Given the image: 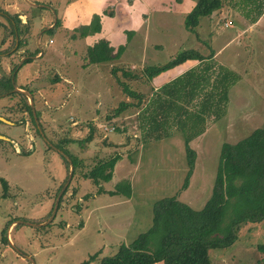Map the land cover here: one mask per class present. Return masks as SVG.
Returning <instances> with one entry per match:
<instances>
[{
  "label": "rangeland",
  "instance_id": "obj_1",
  "mask_svg": "<svg viewBox=\"0 0 264 264\" xmlns=\"http://www.w3.org/2000/svg\"><path fill=\"white\" fill-rule=\"evenodd\" d=\"M29 1L38 4L0 0L1 10H12L16 4L28 15L25 49L20 53L13 49L6 55L0 53V75L15 66L17 73H11V80L31 92L35 113L33 116L25 109L21 95L0 93V178L7 182L4 195L0 182V264H81L97 252L95 259L87 263L96 264L101 256L114 252L119 243L130 241L147 228L152 204L158 198L180 190V200L200 208L211 191L220 144L236 141L264 120V0H221L223 10H213L207 29L200 25L204 18L201 16L193 31L183 25L186 12L173 11L167 0H147L151 5L144 4L145 0ZM103 1L104 7L120 4L127 12L136 7L134 30L120 59L85 63L83 40L78 35L71 36L70 28L63 34L59 10L71 2L76 4L71 6L72 12L80 4L98 12ZM141 9L147 12L145 20ZM257 12L261 16L253 22ZM55 18L57 23L47 30L45 24ZM0 21L5 26L11 22L5 14ZM1 22L0 36L4 27ZM113 25L111 22L110 30ZM122 36L123 41L114 45L125 42L124 32ZM185 47L201 52L218 49L217 61L233 69L237 79L227 90L224 114L216 120L208 118L201 134L188 141L194 162L186 187L180 189L187 161L179 130L169 129L165 136L144 141L137 106H128L111 118L106 116L112 114L120 100H135L123 94L117 80L128 78L119 71L111 72L109 61L136 71L146 64L163 63ZM19 54L31 60L21 63ZM60 72H65L68 79H54ZM35 77L40 83L33 87L30 84ZM54 82V93L45 89ZM145 82L142 77L128 80L131 87L144 91L147 97ZM37 88L41 95L53 94L54 98L43 103ZM111 126H124L126 131H115ZM90 129L91 140L79 141ZM58 143L79 161L51 215L55 196L69 170L59 156L55 146ZM114 153H119L120 158L109 180L95 184L83 175L98 159ZM121 179L129 183L128 197L97 192L98 185L111 189ZM229 212L230 207L225 220ZM5 225L3 241L1 229ZM263 242L264 218L241 224L232 243L211 247L208 255L211 264H263L255 248Z\"/></svg>",
  "mask_w": 264,
  "mask_h": 264
},
{
  "label": "trees",
  "instance_id": "obj_2",
  "mask_svg": "<svg viewBox=\"0 0 264 264\" xmlns=\"http://www.w3.org/2000/svg\"><path fill=\"white\" fill-rule=\"evenodd\" d=\"M220 5L221 0H194V5L184 15V27L193 31L201 16L210 14ZM101 13L112 16L114 11L111 7H105L99 13H92L87 23L72 28L71 36L83 37L99 31ZM12 17L14 21H18L16 14H12ZM124 33L128 39L132 31L124 29ZM21 43L22 38H17L15 49ZM123 49L124 44H118L114 49L105 39L100 38L86 47L85 58L89 63L106 61L117 58ZM185 59L201 60L204 56L194 48H182L163 63L143 66L142 74L150 79ZM29 60L26 57L21 63ZM14 67L10 68L9 73L0 75V93L19 94L24 97V107L31 114V107L24 94L13 90L11 73L14 74ZM117 69L119 68L116 66L110 68L114 73ZM120 71L124 77L134 76L123 68ZM213 71L212 78L209 73L195 75L193 71H185L183 75L161 84L147 97L144 92L134 90L125 81L118 79L123 94L135 100H120L112 114L106 116L111 118L128 106H137L140 113L138 127L144 141L165 136L169 129L179 130L183 135L187 161V171L180 189L186 187L194 162V151L188 146V141L204 130L208 118L216 120L224 114L227 90L237 79L236 74L223 65H218ZM110 128L126 131L124 126ZM89 131L79 141L91 140V129ZM64 141H74V138H64ZM55 146L69 157L73 168L77 166L79 158L60 143ZM59 156L68 166L67 158L61 153ZM119 158V153L100 158L83 175L95 184L107 181L111 178L113 166ZM0 182L4 195L7 182L2 178ZM100 191L108 194L121 193L126 197L130 194L129 183L124 179L115 182L111 189L104 190L98 185L97 192ZM177 193L155 200L147 228L138 232L130 241L119 243L114 252L101 256L96 264H211L209 248L228 246L236 238L241 224L264 218V120L236 141H223L220 144L211 191L200 208L195 209L180 200ZM229 207L230 212L225 220L224 214ZM10 222L11 220L7 225ZM5 227L6 225L1 229L3 241ZM255 248L261 253L260 258L264 264V242L256 244ZM96 253L90 254L81 264L93 261Z\"/></svg>",
  "mask_w": 264,
  "mask_h": 264
},
{
  "label": "crops",
  "instance_id": "obj_3",
  "mask_svg": "<svg viewBox=\"0 0 264 264\" xmlns=\"http://www.w3.org/2000/svg\"><path fill=\"white\" fill-rule=\"evenodd\" d=\"M27 1L32 6H35V5L38 4V3H35L33 1H29V0H27ZM156 1L160 2V3H164V0H155V2ZM144 4L151 5V4H149V2L147 0L144 1ZM39 5L41 6V4H39ZM74 5L76 6L75 3L71 4V2H70L67 5H64L61 8V10H59L60 11L59 25H61L62 26L61 29H63L65 31L63 34L69 32L68 31L69 28L71 29L70 33H72L73 32V29H72L73 27H75V26H77L79 24H82V23H87L89 21L90 17H91V14L94 13L93 10H88V9H86L85 6H82L81 4L79 5L81 7H77L72 12L71 11V6H74ZM167 5L169 7H172L173 11H182V12L185 13V12H188L191 9V7L194 5V0H167ZM100 6L101 7L99 8V11L97 13L101 12V10L105 8L104 7V1L101 3ZM110 7L113 9L114 14L112 16H109V15H106V14H102V13L100 14V29H99V31L94 32L92 34L85 35L83 37H80L83 40V44H84L82 50H83V57L85 59V63H87L86 58H85L86 47L88 45H92L98 39H100V38L105 39L108 42V45L112 46L114 49L116 48V46L118 44H124L123 51L125 50V43L127 42V40L130 39V37L128 39H126V35H125V42L118 43L117 45H114V43L116 41H118V42H122L123 41L122 34L124 32V29L131 30L133 32L134 28L132 27V21H135L136 7L132 8V10H130L129 12H127L124 9H122V6L120 4L115 5V6L112 4ZM106 8H109V7H106ZM218 9H219V11H221V10H223V7H221V5H220V8H217L214 11L218 12ZM3 11H5V13H3ZM212 12L210 14H208V15L202 16L204 18L200 22V25H203L205 27V29H207V27H208V25L210 23V18L209 17L212 14ZM140 13H141V16L143 17L142 20H145L146 16H147V12H145V10L141 9ZM4 14H5V17H7L11 22H10V25H6L5 26L4 23L0 21L3 24V26H4L3 30L1 32V36H0V50H1L0 53L6 55V53H10L9 51L11 49L16 51L17 53H20V52H22L25 49L26 41H25L24 37L29 32V29H28V27L26 25L28 23V15L21 8H19L16 4L13 6L12 10H8L6 8H2V10L0 11V18H2V16H4ZM12 14H16V17L18 18V21H14V19L12 17ZM260 16H261L260 13L259 14L256 13L255 19H254L253 22L257 21ZM202 17H200V19ZM200 19L198 20V23H199ZM56 20H57L56 18L52 19L47 24H45L44 27L46 29L49 28V27L53 28L55 26V24L57 23ZM111 22H113V24H114L112 26V30L109 29V26H110ZM126 23L129 25V27H128V25L127 26L125 25ZM224 24H226V23L224 22ZM21 27H22V29H21ZM11 30H13V32H11ZM185 31H187V30H185ZM117 37H119V38L117 39ZM17 38H19V39L22 38V43H21V45H20V47L18 49H15V47L17 45ZM71 38H73L74 40H78L77 37H71ZM197 38H199L198 35H197ZM199 39H203V38H199ZM48 40H51V38L49 37L47 39V41ZM9 45H11V47L6 49ZM154 45H159V44L154 43ZM185 48H189V47H185ZM190 48H193V47H190ZM194 49L198 50L204 56V59H201V60H199V59H185L184 61H182V62H180L178 64H175L172 67H169V68H167L165 70L160 71L156 75L152 76L150 79H146L143 76V74H142V68L145 65L140 67L138 70L133 71V70L127 68V67L118 66V65L115 64L114 61L120 59L121 55L123 54V51L120 53V55L117 58H115L114 61H109L110 63L108 64V66H111V67L112 66H116L117 68H119V69H117V71H119V72H121L120 68H123L125 70L130 71L132 74H134V76L126 77L128 79H124L123 80L128 85H129L128 80H132L133 81L136 77H142L146 81L145 84L148 85V92L150 94L154 89L158 88L161 84L169 81L170 79H172V78H174L176 76H179L181 74L183 75V73L185 71L186 72L187 71H193V73H195V75L200 74V73H203V74L206 75V73L207 74L209 73L210 76H213L214 75L213 74V72H214L213 69H216L218 65H223V64L219 63L217 61V59H216V55H217L218 49L209 48V50L205 51V52H201V50H199L197 48H194ZM19 57H22L21 60H23L24 58L29 57V56H27L26 54H19ZM111 60H113V59H111ZM93 63H96V62H93ZM157 64H160V63H157ZM146 65H152V64H146ZM227 68H229V67H227ZM229 69H231V68H229ZM15 71L17 73V70H15ZM64 73L65 72H60L58 74L56 73L58 76L55 75L54 79H59L58 82H60V79H62V78L64 79L65 77H67L66 75H64ZM4 74H6V73H4ZM66 79H68V77ZM56 82L52 83L49 86V89L48 88H45V89L46 90H51V92L54 93L53 90H54V86L56 85ZM37 83H40V82H39V79L37 77H35V79L31 81L30 85L35 87V85H37ZM14 86L18 87V88H23V87H21V86H23L22 83H19V84L14 83ZM131 88L134 89V90H137V89H135L133 87H131ZM137 91L144 92V91H141V90H137ZM39 93L41 95L40 89L37 88L36 89V94L38 95ZM41 96H43V94ZM43 97H44L43 103H49V100H52L54 98V95L53 94H48L47 96H43ZM196 99H197V97L195 98V100ZM207 121L208 120H206V122ZM133 136H135V134H133Z\"/></svg>",
  "mask_w": 264,
  "mask_h": 264
},
{
  "label": "water",
  "instance_id": "obj_4",
  "mask_svg": "<svg viewBox=\"0 0 264 264\" xmlns=\"http://www.w3.org/2000/svg\"><path fill=\"white\" fill-rule=\"evenodd\" d=\"M13 90H16V91L22 92V93H24V94L27 96L28 101H29V105H30V107H31L32 114H33V116H35V113H34L33 108H32V98H31L30 93H29L27 90H24V89H22V88H18V87H15V86L13 87ZM0 137H1V136H0ZM4 138H6V137H4ZM6 139H7V138H6ZM58 152L61 153V154H63V155L67 158V160H68V162H69V170H68V174H67V177H66L65 181L63 182L61 188L59 189L58 193H57L56 196H55V200H54V202H53V206H52V212H51V215L53 214V211H54V209H55L56 201H57V199H58V197H59L61 191H62V190L64 189V187L66 186V184H67L69 178L71 177L72 170H73V164H72L71 160L69 159V157H68L65 153H63L61 150H59V149H58ZM25 222H26V221H25ZM26 223H29V224H32V225H38V224H40V223H31V222H26Z\"/></svg>",
  "mask_w": 264,
  "mask_h": 264
}]
</instances>
